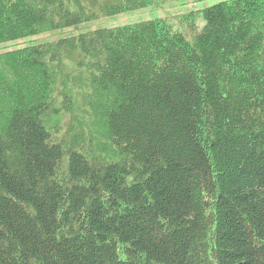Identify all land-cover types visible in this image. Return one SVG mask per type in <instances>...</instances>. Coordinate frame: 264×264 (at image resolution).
Here are the masks:
<instances>
[{"label": "trees", "instance_id": "obj_1", "mask_svg": "<svg viewBox=\"0 0 264 264\" xmlns=\"http://www.w3.org/2000/svg\"><path fill=\"white\" fill-rule=\"evenodd\" d=\"M153 2L0 0V43ZM201 19L0 54V264H264V0Z\"/></svg>", "mask_w": 264, "mask_h": 264}, {"label": "rangeland", "instance_id": "obj_2", "mask_svg": "<svg viewBox=\"0 0 264 264\" xmlns=\"http://www.w3.org/2000/svg\"><path fill=\"white\" fill-rule=\"evenodd\" d=\"M221 1L225 0H154L151 5L141 9L125 11L114 16H104L96 20L84 22L77 26L59 29H45L36 35L8 42H1L0 54L7 51L11 52L17 48H23L29 45L54 42L64 37L78 35L80 33H85L98 28L121 26L155 18L166 19L174 26L175 29L189 35L188 32H191L194 27L202 26L201 10ZM63 82L62 77H59L57 82L53 85V88L57 89L63 84ZM80 116H83V114H80ZM74 121L75 119L73 118L62 117L55 123L62 124L63 130H67L71 126H74V131H83L82 129H79V126H81L82 123L79 122L77 124H73ZM91 127L99 150H109L110 152L108 153H111L112 151L110 150L109 144L106 142L103 131L98 129L96 122L92 123ZM84 134L86 136L91 135L90 131Z\"/></svg>", "mask_w": 264, "mask_h": 264}]
</instances>
